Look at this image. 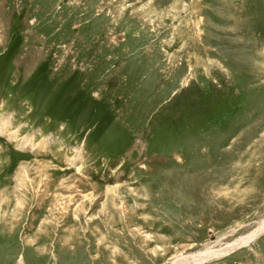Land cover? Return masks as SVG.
I'll return each instance as SVG.
<instances>
[{
	"label": "rangeland",
	"instance_id": "rangeland-1",
	"mask_svg": "<svg viewBox=\"0 0 264 264\" xmlns=\"http://www.w3.org/2000/svg\"><path fill=\"white\" fill-rule=\"evenodd\" d=\"M264 0H0V264H264Z\"/></svg>",
	"mask_w": 264,
	"mask_h": 264
},
{
	"label": "bare ground",
	"instance_id": "bare-ground-1",
	"mask_svg": "<svg viewBox=\"0 0 264 264\" xmlns=\"http://www.w3.org/2000/svg\"><path fill=\"white\" fill-rule=\"evenodd\" d=\"M261 234L264 235V223H263V225L260 226V229L255 231L254 237L259 236ZM250 240H251V237L250 238L246 237L242 240H238V241L234 242L225 250H222V251L220 250V252H217V253L208 252L207 254L192 255V256L186 257V258H184V259H182L176 263L177 264H200V263H203L207 260H211L213 258H218V257L232 251L233 249L238 248L239 246H245L250 242Z\"/></svg>",
	"mask_w": 264,
	"mask_h": 264
}]
</instances>
